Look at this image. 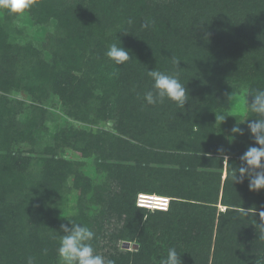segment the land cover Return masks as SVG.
<instances>
[{
    "label": "trees",
    "instance_id": "16d2710c",
    "mask_svg": "<svg viewBox=\"0 0 264 264\" xmlns=\"http://www.w3.org/2000/svg\"><path fill=\"white\" fill-rule=\"evenodd\" d=\"M24 18L49 32L48 58L0 13V264L29 256L59 264L64 233L54 215L70 179L78 209L69 220L89 227L96 253L114 264H159L172 247L182 264H264L256 229L264 190L230 178L258 145L247 123L233 136L239 112L229 110L220 126L215 118L233 91L243 98L242 90L264 89V0H36ZM112 43L132 60L113 64L105 55ZM154 69L179 72L184 109L146 104ZM19 92L33 103L13 99ZM53 96L73 122H111L114 132L60 125L44 104ZM60 149L83 159L59 157ZM91 159L107 183L82 173ZM139 194L169 198V209L141 208ZM87 200L100 209L91 215ZM251 208L256 215H240Z\"/></svg>",
    "mask_w": 264,
    "mask_h": 264
},
{
    "label": "clouds",
    "instance_id": "9594fccd",
    "mask_svg": "<svg viewBox=\"0 0 264 264\" xmlns=\"http://www.w3.org/2000/svg\"><path fill=\"white\" fill-rule=\"evenodd\" d=\"M36 0H0V13H7L14 20L23 19L33 8ZM129 23H132L129 20ZM106 57L116 66H123L132 60L129 50L116 43L109 45L105 52ZM174 68L179 69L181 61L171 57ZM147 76L151 78V89L144 93L143 99L147 105H162L166 101L175 105L176 108L185 107L189 99L185 85L180 82L179 72L173 71L165 73L159 70H147ZM248 96L252 97L249 103ZM229 108L219 114H215L216 123L219 126L229 117L227 112L235 110L240 113V120L235 118L236 124L232 128L233 136L243 135L240 125L247 123L249 132L254 138L258 147L250 146L240 157L241 165L239 168H232L230 178L233 182L243 183L248 179L249 191L260 192L264 190V89L249 90L247 95L240 98L234 91L227 96ZM233 117V116H231ZM223 160L229 157L218 150ZM138 198V197H137ZM158 201L153 207H160ZM150 211H162L151 210ZM255 208L243 209L241 216L247 218L250 215H256ZM260 223L256 224L259 231V239L264 240V210L259 211ZM146 218V217H145ZM64 234L59 238V247L57 249L59 264H114V261L96 253L92 241L95 239L94 232L87 226L75 223L68 219V224H62L60 229ZM47 254V250H43ZM26 264H37L34 256H29ZM159 264H182L180 254L175 247L169 248L167 255L159 259Z\"/></svg>",
    "mask_w": 264,
    "mask_h": 264
},
{
    "label": "rangeland",
    "instance_id": "374dc122",
    "mask_svg": "<svg viewBox=\"0 0 264 264\" xmlns=\"http://www.w3.org/2000/svg\"><path fill=\"white\" fill-rule=\"evenodd\" d=\"M16 22V20H15ZM31 22V23H30ZM18 23L23 29L25 30V35L27 38L32 39L37 45L43 48V55L45 58H48V52L46 49H44V45L47 43V30L46 28H39V27H33L32 21L29 20V18H23L21 20H18ZM22 23V24H21ZM49 29V28H48ZM243 94V97L247 95L246 90L241 92ZM19 99L24 100L28 105L33 103V99L23 93L19 92L17 94L13 95V99ZM45 107L49 109L51 113H54L56 116L60 117V125L68 126V125H75L80 127V129H92L93 131L98 129L108 130L111 132L113 131V124L111 122H101L99 125L96 126H89L86 124H79L73 122L71 119L67 118V116L64 115V107L57 96H53L50 99H48L45 103ZM58 155L65 156L70 160H74L78 162L79 160H82L83 158L79 157L75 151L68 149L63 150L60 149L58 151ZM85 167L81 170L82 173L91 180H93L94 184L102 185L107 183V174L103 172L101 168H99L93 159L89 160L87 163H84ZM73 179H70V184L67 186V188L63 189L62 195L57 197V205H56V214L54 217L57 219V222L60 224H66L68 222V219L72 217V215L77 212L78 209V193L74 189ZM86 207L91 211L92 213H96L100 206L94 203L93 201L87 200ZM220 210H224V207L219 206ZM132 250V249H130ZM106 251L101 252L102 254H105ZM101 255V254H100Z\"/></svg>",
    "mask_w": 264,
    "mask_h": 264
},
{
    "label": "built area",
    "instance_id": "2783aa9c",
    "mask_svg": "<svg viewBox=\"0 0 264 264\" xmlns=\"http://www.w3.org/2000/svg\"><path fill=\"white\" fill-rule=\"evenodd\" d=\"M158 201L161 203V206L153 207V205H155ZM137 205L141 208L167 211L170 206V199L158 195L139 194L137 198Z\"/></svg>",
    "mask_w": 264,
    "mask_h": 264
},
{
    "label": "water",
    "instance_id": "95a60500",
    "mask_svg": "<svg viewBox=\"0 0 264 264\" xmlns=\"http://www.w3.org/2000/svg\"><path fill=\"white\" fill-rule=\"evenodd\" d=\"M123 248L126 249V250H130V249L137 250L138 246L132 245V244L126 242V243L123 244Z\"/></svg>",
    "mask_w": 264,
    "mask_h": 264
}]
</instances>
